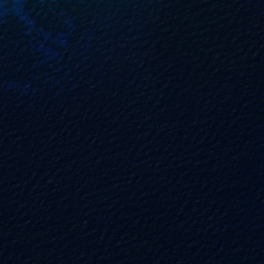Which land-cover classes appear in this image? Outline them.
Instances as JSON below:
<instances>
[{"label": "water", "instance_id": "95a60500", "mask_svg": "<svg viewBox=\"0 0 264 264\" xmlns=\"http://www.w3.org/2000/svg\"><path fill=\"white\" fill-rule=\"evenodd\" d=\"M0 264H264V0H0Z\"/></svg>", "mask_w": 264, "mask_h": 264}]
</instances>
